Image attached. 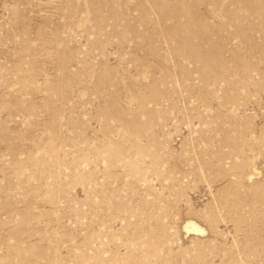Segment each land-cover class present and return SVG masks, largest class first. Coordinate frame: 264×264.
Here are the masks:
<instances>
[{
  "label": "rangeland",
  "instance_id": "obj_1",
  "mask_svg": "<svg viewBox=\"0 0 264 264\" xmlns=\"http://www.w3.org/2000/svg\"><path fill=\"white\" fill-rule=\"evenodd\" d=\"M0 264H264V0H0Z\"/></svg>",
  "mask_w": 264,
  "mask_h": 264
},
{
  "label": "bare ground",
  "instance_id": "obj_2",
  "mask_svg": "<svg viewBox=\"0 0 264 264\" xmlns=\"http://www.w3.org/2000/svg\"><path fill=\"white\" fill-rule=\"evenodd\" d=\"M189 233L193 234H201L203 230L196 224L191 223L190 226L187 227Z\"/></svg>",
  "mask_w": 264,
  "mask_h": 264
}]
</instances>
